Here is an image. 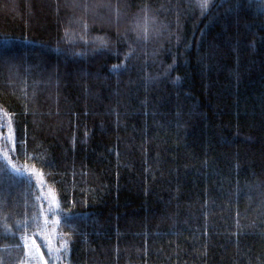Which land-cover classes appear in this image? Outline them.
<instances>
[{
    "label": "trees",
    "instance_id": "16d2710c",
    "mask_svg": "<svg viewBox=\"0 0 264 264\" xmlns=\"http://www.w3.org/2000/svg\"><path fill=\"white\" fill-rule=\"evenodd\" d=\"M6 1L0 264H264V0Z\"/></svg>",
    "mask_w": 264,
    "mask_h": 264
},
{
    "label": "rangeland",
    "instance_id": "374dc122",
    "mask_svg": "<svg viewBox=\"0 0 264 264\" xmlns=\"http://www.w3.org/2000/svg\"><path fill=\"white\" fill-rule=\"evenodd\" d=\"M18 1L16 0H7L5 8L14 15H17L19 12ZM22 243L26 250V258L23 264H48L41 248L38 246L36 241L33 238L24 236L22 238ZM43 257V259H41Z\"/></svg>",
    "mask_w": 264,
    "mask_h": 264
},
{
    "label": "snow or ice",
    "instance_id": "6c2138e0",
    "mask_svg": "<svg viewBox=\"0 0 264 264\" xmlns=\"http://www.w3.org/2000/svg\"><path fill=\"white\" fill-rule=\"evenodd\" d=\"M199 6L201 7L202 10L206 11L207 8H208V0H204V2H203V3H200ZM3 159H4V161L6 162V164L11 165V160H10V158L8 157L7 152H4V154H3ZM10 174H11V175H14V176H20V175H22V172H21L20 169L15 168V167L13 166V167L10 169ZM41 259H43V257H41Z\"/></svg>",
    "mask_w": 264,
    "mask_h": 264
}]
</instances>
